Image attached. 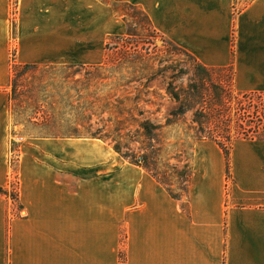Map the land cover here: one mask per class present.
I'll return each instance as SVG.
<instances>
[{
    "label": "crops",
    "instance_id": "obj_1",
    "mask_svg": "<svg viewBox=\"0 0 264 264\" xmlns=\"http://www.w3.org/2000/svg\"><path fill=\"white\" fill-rule=\"evenodd\" d=\"M118 1L203 66H233L238 92L264 93V0L236 15V0ZM110 6L0 0V188L12 176L13 65L99 64L115 29ZM219 153L196 155L177 199L101 140L30 139L19 201L0 196V264H264V139L235 142L230 180Z\"/></svg>",
    "mask_w": 264,
    "mask_h": 264
},
{
    "label": "rangeland",
    "instance_id": "obj_2",
    "mask_svg": "<svg viewBox=\"0 0 264 264\" xmlns=\"http://www.w3.org/2000/svg\"><path fill=\"white\" fill-rule=\"evenodd\" d=\"M249 1L236 0L234 14ZM105 2L115 13L109 20L115 29L106 38L99 64L39 66L25 72L13 65L9 86L12 176L4 188L13 204L19 201L20 152L32 138L90 139L95 134L103 138L105 149L119 147L115 153L127 164L143 162L141 156L146 154L152 175L183 198L196 155L217 157L222 152L204 137L219 134L220 142L230 138L232 143L241 137L234 123L228 131L214 127L207 132L200 125L201 101L193 100L196 90L206 103L216 100L219 91L230 116L242 118L245 107L240 106L229 73L214 71L206 80L199 62L157 32L140 8L118 0ZM12 28L15 35V23ZM188 107L193 108L185 110Z\"/></svg>",
    "mask_w": 264,
    "mask_h": 264
},
{
    "label": "trees",
    "instance_id": "obj_3",
    "mask_svg": "<svg viewBox=\"0 0 264 264\" xmlns=\"http://www.w3.org/2000/svg\"><path fill=\"white\" fill-rule=\"evenodd\" d=\"M99 1L106 4L105 0H99ZM233 55H234V52H233ZM199 65H200L199 69H201V71L205 74L204 76L206 80H208L209 78L211 79L212 77L211 73H213L214 71H223V72L226 71L227 73H229L230 77L232 78V83L234 85V88L237 92L236 95L239 98V102L241 104L240 106L245 107L244 112L242 113L243 114L242 118H236L237 119L236 120L230 116L231 112L228 111L229 108L227 107V104H225V100H223V96L220 94L219 91L216 93V100L206 103L205 101H203V97L201 96L203 93L200 92L199 90H196L197 95H194L193 100L201 101L199 103L201 104L200 113H201V119L203 122H201L200 125L202 127H205L207 132L210 130V133H211V130L214 129V127L222 131H224V128H225V131H228V128L230 127L231 123H234L236 126H238V129H239L238 134L241 135V137L236 141H239V140L254 141V140L264 139V93L238 92L236 89V85H235L236 74L234 72L233 66L226 67V68H210V67H205L200 63ZM14 67L15 69H21L25 72V71H29L34 68H37L39 66L38 65L14 64ZM15 69L13 68L14 71ZM13 70L12 72H14ZM176 100L179 101V97L176 98ZM186 101L189 102L191 101V99L188 98ZM182 107H184V105ZM247 107H249V109ZM192 108L193 107H188L185 110L192 109ZM198 113L199 112L197 111L196 115ZM144 130L148 134L152 133L151 130L149 131L147 127H144ZM97 131L100 132L99 130ZM74 132H78V129L77 130L75 129ZM217 135L219 134H216V136L214 134H209V136H206L204 138H206V140L208 141L215 143L224 153V156L226 158V163H227V179L230 180L231 178L230 177V155H231L230 151H232L233 145L235 143H232L230 141V138H226V142L224 141L220 142V139ZM53 138H59V137H53ZM76 139H82V138H76ZM90 139H98V140L103 141V138H98L95 134H93V136ZM114 150L119 153V147L114 148ZM141 159L143 160V162H141V160L140 161L138 160L136 162H132L131 164H133L134 166L141 167L148 174H150L158 183H160L162 186L167 188V184L162 182L158 178V176L154 174L152 175L153 171L150 170L149 168L150 166L149 164H147V162L149 161L147 155L146 154L142 155ZM191 176H192V172H191ZM167 191L173 198L180 199V197L174 196L169 189H167ZM0 195L9 196V192L7 191V189L0 188ZM12 199H15L13 195H12Z\"/></svg>",
    "mask_w": 264,
    "mask_h": 264
},
{
    "label": "built area",
    "instance_id": "obj_4",
    "mask_svg": "<svg viewBox=\"0 0 264 264\" xmlns=\"http://www.w3.org/2000/svg\"><path fill=\"white\" fill-rule=\"evenodd\" d=\"M22 140V139H21ZM13 162H14V160H13Z\"/></svg>",
    "mask_w": 264,
    "mask_h": 264
}]
</instances>
